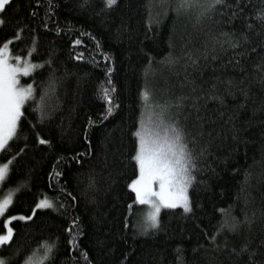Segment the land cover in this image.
Segmentation results:
<instances>
[{
    "label": "trees",
    "instance_id": "1",
    "mask_svg": "<svg viewBox=\"0 0 264 264\" xmlns=\"http://www.w3.org/2000/svg\"><path fill=\"white\" fill-rule=\"evenodd\" d=\"M177 4L6 6L0 46L11 41L12 58L37 64L20 77L34 94L22 106L17 134L0 150V164L8 165L0 192L11 195L0 234L14 230L0 246L6 264L35 255L42 264H248L249 251L251 264H264V20L257 17L264 0H226L207 11L204 0L179 11ZM241 33L248 39L233 47L231 37ZM76 38L83 43L74 45ZM107 67L113 72L106 75ZM105 89L114 98L106 118ZM154 105H168L164 119L185 130L198 169L188 188L192 213L162 208L159 227L142 232L146 205L128 184L138 176L133 132L150 110L161 111ZM44 199L54 207H36ZM9 216L15 218L5 225ZM233 218L237 230L225 224L217 232ZM45 242L55 244L50 258ZM245 244L248 251L237 255Z\"/></svg>",
    "mask_w": 264,
    "mask_h": 264
},
{
    "label": "snow or ice",
    "instance_id": "2",
    "mask_svg": "<svg viewBox=\"0 0 264 264\" xmlns=\"http://www.w3.org/2000/svg\"><path fill=\"white\" fill-rule=\"evenodd\" d=\"M40 0H37L39 3ZM206 8H202V11L214 10L217 5H223L226 0H204ZM11 3V0H0V24L4 21L2 19L3 13L6 12L7 7ZM201 0H178L177 11L181 9H188L196 4H200ZM116 4V0H105V7L111 8ZM235 7L239 10V4ZM36 13L33 12V15ZM235 13H233L234 15ZM257 17L264 20V12L257 13ZM44 28H48V24H43ZM251 27V25H249ZM59 32L61 29L57 27L55 29ZM18 31H22L18 30ZM18 36H14L12 39H18ZM37 37H33V44L35 45ZM241 39L246 41L248 36L245 33H241L240 37L232 36L231 40L235 41L232 44L236 47L240 43ZM11 41L3 42L0 46V150H5L6 145L10 139L17 134L18 121L23 115L22 106L33 97L34 89L33 85L29 84L22 86L19 84V77L17 73L28 74L34 68L37 67L36 63H33L29 59H23L20 55H15L14 59L17 63H9L10 56L9 45ZM74 45H81L83 41L76 38L72 41ZM99 48V45L97 44ZM101 56L107 60L108 53L101 51ZM242 54V53H241ZM77 59H83V53L77 55ZM113 72L112 67H107L106 75ZM108 84L111 86L112 81L108 78ZM114 86L111 87V91H114ZM103 96L107 103L106 113L101 115L106 118L107 114H110L114 110V98L110 94L109 89L103 91ZM143 100L145 107L148 106L150 101V92L145 90L143 92ZM180 103L179 100L176 101ZM159 107L161 111L155 113L150 110L148 117V123L141 121L140 127L136 128L133 135L137 139V147L132 159L136 162L139 168V175L135 179H132L128 184V187L135 193L136 201L140 203H146L150 205V209L144 217L142 223L137 227L142 232H147L149 229H157L160 225L159 212L162 206L176 207L177 204L183 206L185 213H192L193 208L188 196V188L193 184L196 176L194 170L198 169L197 157L193 154V151L189 148L186 142L187 133L178 124L177 121H167L164 119V111L168 108V105H154ZM155 117V119H153ZM96 121H90L95 123ZM40 142L48 144L49 141L40 138ZM57 159H60L58 157ZM8 165H0V179L5 176ZM59 175V173H57ZM158 183V189L153 188V183ZM11 203V195L5 197L0 202V213H3L5 207ZM36 207H54L51 201L44 199L36 205ZM131 209V205H129ZM15 217L9 216L5 221V225L8 221ZM29 216H21L20 219H30ZM78 218L71 221L72 225L77 223ZM240 222L235 218L231 222L225 221L218 229L217 232L223 230L225 224L230 231L237 230V226ZM13 228L8 226L6 232L0 234V246H3L13 238ZM71 233V227L69 228ZM80 233L77 232L76 235ZM215 241L216 237H210ZM75 246L76 241L73 238L70 241ZM55 248L54 243L45 242V255L46 258H50ZM235 251V249H233ZM248 251V246L245 244L237 255H241L243 252ZM87 257V253H83ZM252 253L249 251V262L251 264ZM0 264H6L3 258H0Z\"/></svg>",
    "mask_w": 264,
    "mask_h": 264
},
{
    "label": "rangeland",
    "instance_id": "3",
    "mask_svg": "<svg viewBox=\"0 0 264 264\" xmlns=\"http://www.w3.org/2000/svg\"><path fill=\"white\" fill-rule=\"evenodd\" d=\"M7 55H9L10 56V54L9 53H7ZM11 57V56H10ZM9 63H12V64H15V63H17L16 61H15V59L14 58H10V60H9ZM32 72V71H31ZM31 72H29L28 74H24V73H22V72H20V73H17V75H18V77H19V84H20V77L21 76H27V75H29ZM21 85V84H20ZM143 122H145V123H148V120L147 119H144L143 120ZM1 165V164H0ZM7 171V170H6ZM6 174V173H5ZM138 175H139V168H138ZM4 178V177H3ZM3 178L2 179H0V183H1V181L3 180ZM153 188L154 189H158V183L157 182H154L153 183ZM5 197H7V195H3L1 192H0V202H2L3 200H4V198ZM143 204H145L146 205V214H147V212L149 211V209H150V205H148V204H146V203H143ZM176 207H183L181 204H177L176 205ZM162 208H167V206H162L161 207V209ZM170 208V207H169ZM160 209V210H161ZM5 210H6V207H5ZM4 210V211H5ZM3 213H0V216L2 215ZM24 264H42V259H40L39 257H37L36 255L35 256H32L31 258H29Z\"/></svg>",
    "mask_w": 264,
    "mask_h": 264
}]
</instances>
